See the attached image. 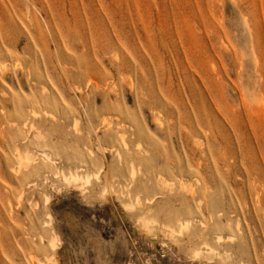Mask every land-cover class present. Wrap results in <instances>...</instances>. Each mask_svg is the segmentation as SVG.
<instances>
[{
  "label": "rangeland",
  "instance_id": "rangeland-1",
  "mask_svg": "<svg viewBox=\"0 0 264 264\" xmlns=\"http://www.w3.org/2000/svg\"><path fill=\"white\" fill-rule=\"evenodd\" d=\"M0 264H264V0H0Z\"/></svg>",
  "mask_w": 264,
  "mask_h": 264
},
{
  "label": "bare ground",
  "instance_id": "bare-ground-1",
  "mask_svg": "<svg viewBox=\"0 0 264 264\" xmlns=\"http://www.w3.org/2000/svg\"><path fill=\"white\" fill-rule=\"evenodd\" d=\"M35 113V112H34ZM33 127V126H32ZM122 139H124V138H122ZM20 154V153H19ZM27 158V160H28V157H26ZM26 158H24L25 159V161L23 162V163H25L27 160H26ZM22 161H23V158H22ZM29 161V160H28ZM28 161L25 163V164H27L28 163ZM72 178V177H71ZM70 179V178H69ZM68 179V180H69ZM74 181H76V180H79L80 179V176L79 175H77V174H75V175H73V178H72ZM72 179H71V181H72ZM145 229V228H144ZM213 251V250H212ZM210 252H211V249H210Z\"/></svg>",
  "mask_w": 264,
  "mask_h": 264
}]
</instances>
